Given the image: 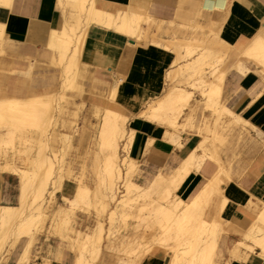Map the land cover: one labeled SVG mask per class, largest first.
I'll return each instance as SVG.
<instances>
[{
  "label": "bare ground",
  "instance_id": "6f19581e",
  "mask_svg": "<svg viewBox=\"0 0 264 264\" xmlns=\"http://www.w3.org/2000/svg\"><path fill=\"white\" fill-rule=\"evenodd\" d=\"M8 2L9 0H0V4H8ZM56 2L57 4L55 5H57V8L61 12V17L59 16L60 20H58V22L61 21V18L62 21L57 27H53L49 31L47 39L44 42L45 45L41 43L45 46L42 53L49 57L48 64L51 67H55L54 69L58 71L56 81L47 84L48 88L44 90L41 89L40 93L37 95L23 94V96L19 97L14 92H11L9 93L10 95L3 94L0 96V136L6 135L11 145L14 139H16L15 132L20 131L21 139L19 141L21 144L23 143V145L20 146L21 148H18V150L22 153L24 152V155L36 150L35 156H31V158L28 153L29 155L27 156L26 154L27 157L23 159L27 165L24 166L26 168L12 166L13 164H10L12 159L11 161L10 159L4 161L6 163V168L19 174L20 196L18 199L19 202L15 206L0 205V254L9 236L10 238L13 237L11 238L12 246L23 239L25 241V247L17 258V264H28L32 236L34 231L39 230L37 225L39 222L38 220H41L39 215L45 211L46 206L50 205L49 207H52L51 210L52 213L55 212V216L62 215L63 217L64 214L69 213L73 215L74 208H81V206L84 205L90 209L92 208L95 212L106 214L107 218L119 219V217H121L124 219L126 215L124 212L125 206H132L133 201L136 199L133 198V196L140 192L138 189L140 186L130 179L132 161L130 154L131 150H129V148L132 146L133 131H128L126 129L125 121L127 117L125 115L106 107L102 109L101 113H99V108L95 111V115L99 122V127L97 126L98 130L95 128L97 130L96 138L98 139V152L96 153H101L103 158L101 172H99V176L97 175L95 189L92 190L93 192H90L87 185L80 182L77 184L72 197H68L64 194L65 191H63L64 193L59 196V202L53 200L51 203L50 201L60 184V170L63 166V156L61 155L62 159L60 158L59 160L60 163L57 167L59 171L55 173L56 178L49 181L51 179L50 175L54 172V159L45 152V149L48 147L47 144L51 137H61V139L66 142L69 141L74 134L65 130H56L55 126H53L55 129L50 131L49 124L52 122L56 123V121L59 120L60 126L68 128L69 130L75 126L71 124V119H68L65 113L67 111V104H70V102L79 104V102L74 99L76 97L82 98V96L85 95L81 87L83 86L82 75L86 71L79 65L78 61L80 60L78 57L85 32L88 28L90 29L92 26H95L96 28L108 29L120 37H126L128 40L135 38L137 44L151 43L156 46H161L168 51L169 48H172L171 52L168 53L170 54V59L164 70L161 90V92L164 91L165 93L164 98L166 104L163 106L162 103H147V105L138 112V116H145L144 118L153 120L159 124H169L170 126L178 125L176 118L170 115L172 114L171 109L175 102L186 101L187 97L180 92V89L174 83V78L177 77L179 82L194 85L195 81H197L198 84H202L204 88L207 87L204 94L206 104L209 108L215 110L219 122L227 121V119L232 117L234 118L232 112L222 106L219 101L224 75L233 65L237 67L240 73L245 74L246 72V68L241 65V61L238 58V53L218 36V29L212 19L211 27L208 31L206 30L207 32H205V30H202V32H205V37L191 34L193 41H189L185 35L181 37L174 35L172 38L166 39L162 37L161 33H169L170 31V34H176L177 31L172 28L170 21L154 19L151 15L143 12L146 10L142 11L135 6L128 5L122 8L106 9L99 7L96 0H57ZM227 3L228 0H222L217 11H223V9L227 7ZM235 7H237V5ZM16 21L19 20L16 19ZM2 27L0 25V28ZM169 27L172 29L168 30ZM24 28L23 26V29ZM20 29L22 28L17 30L20 31ZM199 30L200 29H198V31ZM191 31L193 32V30ZM181 33L183 34L184 31ZM195 33L198 34L200 32ZM4 36L7 37L8 34ZM2 38L3 36L0 29V40H2ZM162 39L164 43L161 42ZM31 41L35 42V40H30V42ZM191 46L194 47L192 48ZM1 53L5 52L3 51L0 52V54ZM240 53L248 60H251L252 63H255V65L262 66V70H264V37L261 34L256 35ZM23 58L27 61L26 69L14 68L12 70H4L0 67V73L5 76L7 73H12L28 77L34 70L35 62H32L29 57ZM36 60L43 61L41 57H37ZM206 69H209V73L205 74L202 78L203 71ZM113 76L114 73H112V77ZM118 85L117 83L114 87L110 88L106 96L92 93L91 95L98 97L105 103H114L115 90ZM67 92H69V94H67ZM71 97L72 99H70ZM91 100L92 105H90V108L92 110L97 105L95 103L97 100L96 98H92ZM191 110L192 109L188 111V118L191 114ZM188 118L186 119L188 120ZM235 118L237 120L240 119L237 116ZM76 120L74 119V121ZM73 130L72 132L76 133L75 131L79 129L74 127ZM173 132L174 129L172 127V129H166L164 135L170 138ZM2 138H0V140ZM18 138L19 136L17 139ZM3 140L4 139H2V143L5 142V144H7L6 139L5 141ZM31 142L33 145H31ZM176 142H178V140ZM18 152L17 155L19 154ZM98 165L99 162H97L95 173H97ZM162 181L163 177L158 176L151 185L145 188L146 191L152 188L153 191L157 192ZM120 182H122V184H120ZM48 185L50 188L46 187ZM171 185H173L172 182ZM150 190L148 192H150ZM173 191L176 190L171 189V187L164 190V194H162V199L165 201L164 204L162 202H155L150 205L148 203L146 207L144 206L145 209L148 208V206L150 207L147 209L148 216H143V218H151V222L149 221L151 223V232L146 242L150 244L152 241V243L151 246L148 244L142 245H147L148 247H145L151 249L150 252L146 251V249V253L144 251V254L139 255L137 249L135 251L136 244L138 246L139 243L136 242L138 240L136 237L137 240L135 241L134 237L133 239H129L123 235L114 237L116 234L114 236H109L108 232L114 229V227L113 229L111 228V225H113L111 220V225L109 224L108 226L111 229H106L108 230V234L103 235L104 223H102L101 220H97V230L94 229L96 231L93 230L91 235L86 234L85 237L88 239L89 248H95L99 253V243L103 240L105 251L102 252V255L98 259L99 264L104 258L108 263L112 259L114 264H164V260L166 261H164L165 264H212L214 258L213 247L218 237V232H220V230H225L226 232H232L234 234L233 230L223 227L224 224H227L226 220L223 219L221 215L223 208L219 207L213 217L207 221L202 218V215L211 189L201 190V192L190 201L181 199L176 193L172 195ZM29 193L32 195H29ZM46 193L48 203L41 212L40 207L42 208ZM42 200L43 202L41 203L40 201ZM35 204H37V206H35ZM35 207L39 211H34ZM139 209L141 211V209L144 208L139 207ZM32 210L36 213L32 212ZM70 214L69 216H71ZM44 216L43 214V217ZM68 218L60 217L55 223L53 230L57 234L72 238L75 234L72 235V233H70L73 231V227L67 223ZM52 219L55 218L52 217ZM148 220L149 219H147V221ZM125 221L126 220L123 222L125 223ZM145 221H143V223ZM12 222L15 225H11ZM112 222H114V220H112ZM66 223L69 224V226L65 227ZM146 224L142 225L147 226ZM133 226H131V228ZM69 227L71 230L70 232H63L65 228L67 230ZM138 227L136 226V228ZM157 229H159V231H156ZM111 232L114 234L113 231ZM134 232L136 233V231ZM140 232L142 233L141 228ZM56 233L52 234L56 235ZM138 234L140 233L138 232ZM235 234L238 235V233ZM239 236L240 238L235 240L231 255L233 254L235 257L240 258L241 256H245V253H248L246 251L254 253L255 249H258L256 251L258 254L257 256L264 259V207ZM73 246V244H70V251L73 249ZM156 246L162 247L167 251V255H169L168 260L166 259L167 255L165 257V253L163 254ZM139 247H141L140 243L138 249L144 248L143 246L141 248ZM83 250L89 251V249H82L78 252L73 259V264H79L80 259L84 255ZM96 251L93 252L96 254ZM121 252H124V255L128 254V257L125 256L127 259L130 258V260H126L125 256L124 260L121 256L122 259L118 263L115 262L112 255H118ZM94 253H92L93 256L95 255ZM118 257L120 258L119 255ZM46 264H49V262H46Z\"/></svg>",
  "mask_w": 264,
  "mask_h": 264
},
{
  "label": "crops",
  "instance_id": "0c3cea01",
  "mask_svg": "<svg viewBox=\"0 0 264 264\" xmlns=\"http://www.w3.org/2000/svg\"><path fill=\"white\" fill-rule=\"evenodd\" d=\"M56 1L9 0L8 4H0V25L4 27V29L0 28L3 36L0 40V52H5L0 54L1 69H26L27 61L23 57H29L32 62H35L32 76L23 77L12 73L5 76L0 73V86H2L0 90L14 92L21 97L23 94L30 95L35 91L40 93L41 89L48 88L47 84L56 81L58 71L49 68V57L42 53L49 31L62 21L61 18L58 22L61 12L55 5ZM96 3L99 7L106 9L132 5L142 11L146 10L148 15L157 20L174 22V25L188 28L195 25L209 29L212 19L218 29V36L238 53V58L241 65L246 68V72L240 73L234 65L236 69L231 66L232 68L226 71L219 101L234 116L223 122L228 128L237 126L238 132L242 133L239 136L242 139L238 140L236 146L233 144L224 147V152L221 151L222 166L215 152L205 151L206 145L202 143L201 135L197 130L182 132L179 137L180 142H176L174 133L170 138L165 137V125L137 115L139 110L146 106L144 104L147 100L161 94L164 70L170 59L168 54L170 50L151 43L131 46L114 32L92 26L94 33L87 34L82 50V60L91 69L93 68L94 80L107 82L114 77L119 80L114 106L129 117L127 127H132L136 132V144H133V136L130 154H134L135 159L142 161L143 176L150 177L148 181L156 175L162 176L163 181L158 191L171 187L185 201L192 200L201 190L211 189L206 206L209 205L210 199L216 198V201L211 202L212 207H209L207 211L209 219L204 217L205 209L202 218L209 221L218 208L224 206L222 217L231 222L228 229L240 235L264 207V70L262 66L255 65L240 53L256 35L261 34L264 37V0H232V2L228 0L227 7L223 11H217V0H96ZM181 21L185 23H180ZM187 22H193V24ZM18 27L22 29L19 31ZM3 34L8 36L5 37ZM37 57H41L43 61H37ZM89 66L86 67L90 68ZM104 69L108 73H105ZM55 71L56 77L53 76ZM19 82L29 86L21 87ZM83 84L89 87L92 83L89 78H85ZM197 84L196 81L194 88L199 87ZM96 86L102 89L101 84L98 83ZM200 88L204 95L207 87ZM193 111L192 108L187 122L192 120ZM212 111L211 116L214 122H219L215 110L212 109ZM236 116L240 118V121L235 118ZM198 125L200 124L197 123ZM169 140L178 146L173 145ZM198 146L203 148L202 151ZM230 149L236 150L238 154V162H234L231 168ZM10 164L17 167L13 161ZM3 165L5 166L6 163L3 162ZM225 170L231 175L230 180L224 179ZM10 171L0 169V205L15 206L19 202L20 179L15 171ZM63 191L65 194H72V183L64 182L56 195L61 196ZM77 223L80 231H85L86 228H91L95 224L93 216L83 214L81 211L78 212ZM233 236H235L233 233L228 235V239L234 238ZM35 238V242L29 249L28 264H46V262L73 264L74 254L70 251L67 240L48 236L45 233ZM16 243L8 260L1 264H17V258L25 247V241L21 239ZM233 246L229 249V254L234 259L230 260L229 264H264V259L257 256L258 249H255L254 253L251 252L247 258L245 257L248 253L237 258L231 255ZM219 257H214L212 264H218L216 262ZM164 261L165 264L166 261ZM102 264L114 263L111 259L109 263Z\"/></svg>",
  "mask_w": 264,
  "mask_h": 264
},
{
  "label": "rangeland",
  "instance_id": "374dc122",
  "mask_svg": "<svg viewBox=\"0 0 264 264\" xmlns=\"http://www.w3.org/2000/svg\"><path fill=\"white\" fill-rule=\"evenodd\" d=\"M221 2H222V0H217V7L221 4ZM144 13L147 14V12H145V11H144ZM180 23H185V21H181ZM187 23H191V22H187ZM191 24H193V22ZM171 25H172L173 29L177 30L176 34H170V31H169V33L168 32H166V33L164 32L163 34L161 33L163 38L170 39L174 35L179 36V37L185 35L186 38L189 41L190 40L193 41L192 35H196V36L200 35L199 37H202V36L205 37L204 33L208 31L207 28H200L199 26H195V25H193V27H190V28H188L187 26H183L182 27V26L174 25V22L171 23ZM172 28L169 27L168 30H171ZM198 29H200V30L198 31ZM87 30L85 32V36H84V39L82 41L81 50L79 52V57H78L79 60H80V61H78L79 65H81L82 68H84L85 71H86L82 75V85L83 86L81 87L82 90L84 91L83 93H85V95L82 96V98L76 97L74 99L75 101L79 102V104H77L75 102L74 103L70 102V104H67V111L65 113V115L68 117V119H71V124L75 125V126H73V128L71 130H69L68 128H64V127L60 126V124L58 122L59 120L56 121V123L52 122V123L49 124L50 131L51 130L53 131L55 129V127H56V130H65V131H68V132H70L71 134H74V135L72 136L71 139H69V141H66V142H65V140L61 139V137H58V138L56 136L51 137L50 141H48V144H47L48 147H46V149H45V152L54 159V172L50 175L51 179L49 181H52V180H54L56 178V174L55 173L59 171V169H57V167L59 166V163H60L59 160L61 158V155L63 156V160H62V162H63L62 165L63 166L61 167V170H60V173H61L60 184H59L60 188L58 187V189L57 188L56 189L57 190L61 189L63 183L66 182V181L72 183L73 192H72V194H69V195L66 194L68 197H72L73 196V193H74V191H75V189L77 187V184L80 183V182L83 183L84 185H87V187L90 189V192H93L92 190L95 189V186L97 184L96 183L97 175L100 174L99 172H101V168H102L101 166H102V163H103V161H102L103 158H102L101 153H98V154L96 153V152H98V139L96 138V132H97L98 127H99L98 118L95 115L96 109L99 108L100 109L99 113H101L102 109L107 107V108L113 109V110L118 111V112L122 113L123 115H125L121 110L117 109L114 106V103H109V104L105 103V102H103V100H100L98 97H95V96L91 95V93H92V94H96V95L106 96L107 93L109 92V89L114 87L115 84L119 83V80L117 78H115L114 76H113L114 77L113 80L109 79L107 82H103V81L98 82V81L93 79V76H92V74H93V70L92 69L93 68L91 69V67L82 60V49H83L84 42L87 39L86 35L88 33H92L93 32L91 28L90 29L88 28ZM191 30H193V32L195 31V32H200V33H198V34L195 33V32L193 33ZM202 30H205V32L204 31L202 32ZM77 31H79V30H77ZM182 31H184L183 34L181 33ZM121 37L123 39H125L127 42H129V44L131 46L138 45L135 42V38H131V39L128 40L124 36H121ZM161 42L164 43V40L162 39ZM191 47L193 48L194 46H191ZM191 47H188V48H191ZM171 49L172 48H169L170 51H171ZM83 65L89 66L90 68H88L86 66H83ZM203 67H205V66H203ZM49 68H55V67H53V66L51 67L49 65ZM104 72L108 73L107 70H105V69H104ZM208 73H209V69H206L205 71H203V74H202L201 77L203 78L204 75L208 74ZM7 75H12V74H10V73L8 74L7 73ZM17 76H21V75H17ZM53 76L56 77V71L54 72ZM85 78H89L90 82L92 83V84H90L89 87H85V85L83 84V79H85ZM174 80H175L174 83L180 89V92L182 94H185V97H187V100L186 101L183 100V101H180V102H175V104L173 105V107L171 109L172 110L171 111L172 114H170V115H173L176 118V121H177L178 125H175V126H170L169 124L168 125L162 124V125H165V127L167 126L166 129H172V127H173V129H174L173 136L178 140V142H180V140H181L179 137H180L182 132H190V131L197 130V132L201 135L202 143L204 142V145H206V147H204L205 151L208 152V153H211L212 151L215 152L216 158L218 159L219 162H221V166H222V161L223 160L221 159V151L224 152V149H225L224 147L232 146L233 144L236 146L238 144V140L242 139L241 137H239V136L242 135V133L240 134L238 132L237 126L234 127V128H228L224 122H214V120H213V118L211 116L212 115L211 113L213 112L212 108H209V107L206 106L205 97L201 93V88L200 87L204 88V86H202V84H197L199 87H195L194 88V85H191V84L185 83V82H179L178 77L174 78ZM98 83L101 84L102 89L97 88L96 85ZM19 84H21V87L29 86V84L25 85L23 82L22 83L19 82ZM0 88H2V86H0ZM191 88H192V90H191ZM68 91H70V90H68ZM115 92H116V90H115ZM38 93H39L38 91H35L33 94H30V95H34V94L37 95ZM3 94L10 95L5 90H0V96L3 95ZM164 94H165L164 91H162L160 95L154 97L153 99H151L149 101L147 100L144 105H147V103H151V104L162 103V105L164 106L166 104L165 103ZM92 98H96V100H97V103H96L97 105L96 106L97 107L95 106L96 108L94 107L91 110L90 105H92V103H91L92 102V100H91ZM70 99H72V97ZM192 108L194 109L192 120L187 122L186 118H188V116H187L188 115V111L190 109H192ZM206 111H208V112H206ZM73 114H75V115L77 114L76 115L77 117L75 115H73ZM137 115H138V113H137ZM126 117H127V119L125 121V127H126V129L128 131H133L134 141H133V139H132V141H133V144L135 145L136 144V140H137L136 132L134 131V129L132 127H127V122H128L129 117L128 116H126ZM142 117H145V116H142ZM74 119L75 120L77 119V120L74 121ZM80 120H82V121H80ZM74 122L77 123V124H75ZM197 123L200 124L201 126L200 125L197 126ZM53 126H55V127H53ZM169 126H170V128H169ZM74 127H76V129L77 128L79 129V130L75 131L76 133L72 132V131H74L73 130ZM235 128L237 130H234ZM242 129L244 130V127H242ZM244 131H246V129ZM15 133H16V135H15L16 139H14V141L11 143V145H10V143L8 141V137L6 135L0 136V138L3 137L2 138V139H4L3 141H5V139L7 141L6 142L7 144H5V142H3L4 143L3 144L2 143V139L0 140V169L10 170L9 168H6L3 165V162L6 159L7 160L8 159H12V161L14 162V165L19 167V168H26L24 166H27V165L25 164L23 159L25 157H27L29 154H30L29 157H31V156L33 157V156L36 155V150L31 151V153L28 152L29 154L26 153L27 156H26V154L24 155V152L22 153L21 151L18 150V148H21L20 146H22L23 143L21 144V142L19 141L21 139L20 131H16ZM247 134H249V132H247ZM18 136H19V138L17 139ZM171 143H173V145L178 146L174 142H171ZM29 144H30V142H29ZM31 145H33L32 142H31ZM11 146H13V147H11ZM198 148L201 151L203 149L200 146H198ZM129 150H131V148H129ZM14 151H15V153H14ZM229 151L231 152V155H232V158H230V160H229V165H230V168H231V166H232V164L234 162H236V161L238 162V160H237L238 154L236 153V150L233 151V150L230 149ZM17 152L19 153L18 155H17ZM131 157H132L131 158L132 169H131L130 179L132 181H134L137 185L140 186V188H138L140 190V192L138 194L136 193L133 196V198H136V199L133 201V203H132L133 205L132 206H125L124 212L126 213V215L124 216V219H122L121 217H119V219L121 218L120 220L118 218H107L106 214L95 212V211L92 210V208L90 209L89 207H86L84 205H82L81 208H78V207L74 208L73 209V211H74L73 215H72V213L71 214L69 213L71 216H69V214H64L63 217H62V215L61 216H55V214H54L55 212L52 213V210H51L52 207H49L50 205L46 206L45 211H43L45 205H47V203H48L47 202L48 200L46 199V196H47V193H46L45 197L43 199L44 203L42 204V208L40 207V211L41 212L43 211L42 213L45 216L43 217L42 213H41L42 216L39 215L41 217V220L39 219L38 220L39 222L37 223L39 230L34 231L35 235L33 234V236H32V243L35 242V240H36L35 237L37 235H40V234H44L45 233L48 236H57L60 239L67 240L69 244H73L74 245L73 249L71 250L73 252V254H74L73 259L78 254V252H80L82 249H86V250L89 249L88 252L83 250L84 251V255L80 259L79 264L99 263L98 259L102 255V252L105 251V249L103 247V240L99 243V245H100L99 248H98L99 251H100V253H99L98 251L95 250V248H92V249L89 248L88 239L85 237V235L86 234L91 235L93 230L96 229V227H97V225H96L97 222L96 221L97 220H101L102 223H104L103 224V231H102L103 235H106V234L109 233L108 234L109 236H114L116 234L114 237H116L117 235L118 236L119 235H123V236L128 237L129 239L130 238L133 239V237H134V240L136 241L138 239L136 242H139L141 247L142 246L144 247L143 249L141 247H139V248H141L140 249L142 251L141 252L138 249L139 243H138V246L136 244L137 248L135 247V251L137 249V253L139 255L144 254L143 252L146 249H147L146 251L150 252L151 249L146 248V247H148L147 245H142V244H148V242H146V241H147L148 236H149V234L151 232V230H150L151 229V226H150L151 225V223H150L151 222V218L150 217L143 218V216L144 217L146 215L148 216V210L147 209L150 208V207L148 206V208H146V209H145V207H146V205L148 203H149V205L151 203H155V202H160V203L162 202L164 204L165 201L162 199V196H163L162 194H164V191H160L159 190V191L155 192V191L152 190V188H150L151 190L149 189L150 192H148L149 190L146 191L145 188L152 181L156 180L157 175L154 176L153 178H151L148 181V179L150 177H144L143 176L142 161L139 160V159H135L134 158V154H132ZM226 161L228 162V160H226ZM97 162H99V165H98V168H97V173H94V171L96 170V167H97ZM158 175H160V174H158ZM18 176H19V174H18ZM224 179L225 180H230L231 179V175L226 170H225ZM120 184H122V182H120ZM46 187L50 188L49 185L46 186ZM57 190L55 191V194H54L53 198L50 200L51 203H52L53 200L54 201H58V202L60 201V197L56 195ZM173 193L174 194L175 193L178 194L176 191H173L172 195H173ZM29 195H32V194L29 193ZM28 197H30V196H28ZM28 199H30V198H28ZM215 199L216 198L210 199L209 205L206 206V208H205L204 217H206L207 220L209 219V216H208L209 214H207V211L209 210V207H212L211 206V202L212 201H216ZM43 200L40 201V202L42 203ZM66 203H68V202H66ZM213 204H215V202ZM67 205H69V204H67ZM35 206H37V204H35ZM139 207L140 208L142 207L144 209H141V211H140ZM36 210L39 211L35 207L34 211H36ZM222 210H224V206H223ZM34 211L32 210V212H34ZM79 211H81V213H83V214L86 213V214H88L90 216L92 215L94 217L95 224H94L93 227H91V228L88 227V228H86L85 231L84 230H82V231L79 230V224L77 223V216H78V212ZM222 212L223 211H221V215H222ZM34 213H36V212H34ZM51 214H52V216H51ZM95 214H97L98 216L95 215ZM52 217H54L55 219H52ZM60 217L61 218H64V217L68 218L69 217L67 223L72 225L73 231L70 232L71 230H70V227H69V228H67V230L65 228V231H63V232H65V233L70 232V233H72V235L75 234L72 238L65 237V236H62L60 234H57L53 230V227L55 226V223L57 222V220L60 219ZM147 219H149V220L147 221ZM110 220H111V223H113V225H111ZM112 220H114V222H112ZM122 220L123 221L126 220L125 223ZM145 220L147 221V224H146ZM143 221H145V222L143 223ZM12 223H11V225H15L14 223L13 224ZM67 223L65 224L66 225L65 227L69 226V224H67ZM226 223L227 224H224L223 227L228 229L229 228V224H231V222L227 220ZM109 224L111 225L112 229L114 227L113 230H110L111 228L108 227ZM142 224H146L147 226L144 225L145 226L144 227ZM114 225H116V226H114ZM133 225H136L137 227L138 226L139 227L136 228V226H133ZM140 225H142V226H140ZM131 226H133V227L131 228ZM140 228L142 230V233L140 232ZM106 229H109L110 231L107 233L108 230H106ZM96 230H94V231H96ZM111 231H113L114 234H112ZM134 231H136V233ZM137 231L140 234H138ZM156 231H159V229H157ZM224 231L225 230H223V231L220 230V232H218V237H217L216 242H215L214 247H213L214 257L218 258L221 255V257H219V260L216 262L218 264H229L230 260L234 259L233 257L230 256L229 249L233 246L234 239L240 238L239 235L234 233V235H235V236H233L234 238L228 239V235L232 234V232H226V231L224 232ZM52 233L53 234L56 233V235H53ZM132 233H134V234H132ZM144 235H145V237H144ZM11 238H13V237H11ZM11 238L9 236L8 240L6 241V243L4 244L3 248L1 249L2 253L0 254V262L8 260L12 250L15 248V246L17 244L16 243L15 245L12 246L11 245V241H12ZM145 238H146V240H145ZM7 243H9V244H7ZM32 243H31V245H32ZM151 243H152V241L148 245L151 246ZM228 246H229V248H228ZM156 247L159 248V250H161L163 254L165 253L164 256L166 257L167 251H165V249L162 248V247H159V246H156ZM154 249H156V248H154ZM92 250L96 251L97 253L95 254ZM138 251H140L141 253L138 252ZM146 251H145V253H146ZM92 253H94L95 255L93 256ZM250 253L251 252L249 251L245 258H247ZM116 255L117 254H113L112 257L114 258L115 262H117V263L122 258H124L125 255L128 257V254L124 255V252L123 253L121 252L120 254H118L120 256V258L118 257V255L117 256ZM121 256H122V258H121ZM126 256H125L126 260H130V258L127 259ZM125 258H124V260H125ZM132 258H133V256H132ZM168 258H169V255H167L166 259L168 260ZM237 260H243V259H237ZM100 263L101 264L102 263H108V261L104 258L103 261L100 262Z\"/></svg>",
  "mask_w": 264,
  "mask_h": 264
}]
</instances>
